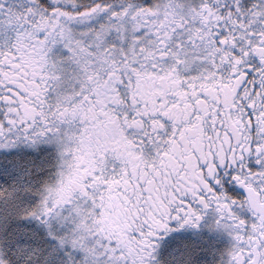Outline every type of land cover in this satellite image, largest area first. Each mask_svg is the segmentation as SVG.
Wrapping results in <instances>:
<instances>
[{
  "label": "snow or ice",
  "instance_id": "1",
  "mask_svg": "<svg viewBox=\"0 0 264 264\" xmlns=\"http://www.w3.org/2000/svg\"><path fill=\"white\" fill-rule=\"evenodd\" d=\"M0 264H264V0H0Z\"/></svg>",
  "mask_w": 264,
  "mask_h": 264
}]
</instances>
